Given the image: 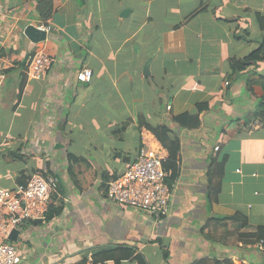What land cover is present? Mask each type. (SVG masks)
<instances>
[{"label":"crops","instance_id":"crops-1","mask_svg":"<svg viewBox=\"0 0 264 264\" xmlns=\"http://www.w3.org/2000/svg\"><path fill=\"white\" fill-rule=\"evenodd\" d=\"M42 1L0 0V186L46 169L62 205L20 231L12 242L19 264H78L83 255L92 264L98 252L123 257L120 247L147 264H264L259 246L236 244L217 221L241 213L264 226V62L233 63L263 36L256 14L264 16V0H49L46 17ZM38 25L50 29L34 42L25 31ZM40 49L51 65L28 79ZM83 68L88 84L76 80ZM253 119L262 125L249 131ZM142 131L169 172L159 221L106 196L107 180L136 158ZM219 164L209 198V171Z\"/></svg>","mask_w":264,"mask_h":264},{"label":"built area","instance_id":"built-area-1","mask_svg":"<svg viewBox=\"0 0 264 264\" xmlns=\"http://www.w3.org/2000/svg\"><path fill=\"white\" fill-rule=\"evenodd\" d=\"M36 28L43 32L50 29L48 25ZM50 65V57L43 50L35 51L26 64L28 79H38ZM91 78L92 72L88 68L76 73L80 83L88 84ZM5 81L6 74L0 68V90ZM261 125L259 120L253 119L248 129L251 131ZM140 136L136 158L125 165L122 173L107 180L106 196L112 202L136 208L146 217L159 221L167 214L171 195L167 182L169 172L164 168L166 158L148 143L146 133L142 131ZM57 190V179L46 169L32 172L25 183H17L11 189L0 186V264L20 263L21 258L8 236L13 229L21 231L29 222L44 220V214L53 205L51 196L57 194Z\"/></svg>","mask_w":264,"mask_h":264},{"label":"trees","instance_id":"trees-1","mask_svg":"<svg viewBox=\"0 0 264 264\" xmlns=\"http://www.w3.org/2000/svg\"><path fill=\"white\" fill-rule=\"evenodd\" d=\"M49 0H44L40 3L39 14L43 17H46L51 10V6L48 3ZM257 25L259 26L260 31L263 33L261 40L259 41L258 46L253 49L246 57L242 59H234L233 63L237 68H245L250 65L257 66L259 63L264 62V16L261 14H256ZM26 72V71H25ZM23 81L21 85H23ZM194 118L193 126L199 125V119L197 116H192ZM189 118V117H188ZM177 122L184 123L183 116L176 118ZM192 126V124L190 125ZM71 160L74 158L71 156ZM164 168L168 171L166 167V160L164 161ZM217 173V176H216ZM54 176V175H53ZM222 176L221 164L213 166L211 171H209V198L218 193L220 186V179ZM26 181H19L18 183H25ZM168 182V180H167ZM57 200L56 205H51L46 213L44 214V220H48L51 217L61 214L62 205L59 204V200L56 195L52 196V199ZM220 224H224V229L222 232L226 236H231L234 238L236 244L240 243L242 247L254 246L257 245L261 248L264 255V226H253L249 223V220L246 215L241 213H235L231 216H226L220 219H217ZM223 236V233L221 234ZM160 243V242H159ZM121 254L123 257L115 258L112 252L104 251L98 252L91 256L92 264H103L108 260H116V264H119L120 259H129L132 256L137 264H147L144 258L141 255L135 254L134 251L128 247H120ZM165 258H167V252H163ZM78 264H87V257L83 255V258L78 262ZM194 264H234L231 259H222V260H213L209 258H204L199 261H196Z\"/></svg>","mask_w":264,"mask_h":264},{"label":"water","instance_id":"water-1","mask_svg":"<svg viewBox=\"0 0 264 264\" xmlns=\"http://www.w3.org/2000/svg\"><path fill=\"white\" fill-rule=\"evenodd\" d=\"M125 12H126V11H123L122 14H124ZM25 34H27V36L30 37V39H32L34 42L42 41L43 39H45V35H46L45 32H43V31H41V30H38V29L35 28V27H30V26H28V27L26 28ZM149 61H150V59H148L146 65H145V70H146L147 67H148ZM41 221H42V220H36V221H34V222L37 223V222H41ZM19 233H20L19 230H17V229H13V230L11 231L10 235L8 236L9 241H11V242H16Z\"/></svg>","mask_w":264,"mask_h":264},{"label":"rangeland","instance_id":"rangeland-1","mask_svg":"<svg viewBox=\"0 0 264 264\" xmlns=\"http://www.w3.org/2000/svg\"><path fill=\"white\" fill-rule=\"evenodd\" d=\"M14 245H16V243H13Z\"/></svg>","mask_w":264,"mask_h":264}]
</instances>
